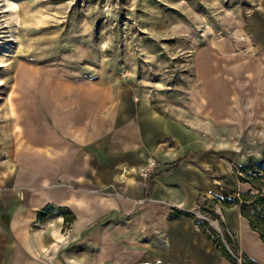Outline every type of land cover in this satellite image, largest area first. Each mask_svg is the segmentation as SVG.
Listing matches in <instances>:
<instances>
[{"label":"crops","instance_id":"0c3cea01","mask_svg":"<svg viewBox=\"0 0 264 264\" xmlns=\"http://www.w3.org/2000/svg\"><path fill=\"white\" fill-rule=\"evenodd\" d=\"M246 30L255 56L226 42L200 51L189 107L162 108L120 63L85 78L54 63L20 76V97L0 110V264H235L172 212L223 199L228 183L252 190L237 174L264 152L250 125L264 117V1ZM215 209L247 264H264L239 206Z\"/></svg>","mask_w":264,"mask_h":264},{"label":"rangeland","instance_id":"374dc122","mask_svg":"<svg viewBox=\"0 0 264 264\" xmlns=\"http://www.w3.org/2000/svg\"><path fill=\"white\" fill-rule=\"evenodd\" d=\"M263 1L0 0V110L20 97V76L28 80L36 66L54 63L85 78L105 61L136 68L162 108L189 107L201 50L226 42L236 55H256L246 24ZM261 119L250 125L264 142ZM234 147L242 152L240 139Z\"/></svg>","mask_w":264,"mask_h":264},{"label":"trees","instance_id":"16d2710c","mask_svg":"<svg viewBox=\"0 0 264 264\" xmlns=\"http://www.w3.org/2000/svg\"><path fill=\"white\" fill-rule=\"evenodd\" d=\"M237 177L241 182L249 183L252 187V190L248 192H240L237 187L231 183H228L229 188L223 190L224 198L220 199L219 201L225 207L239 206L242 215L249 220L252 229L260 235L264 242V152L259 162H251L242 168L240 170V175L237 174ZM219 201H207L205 204L199 205L197 209L207 211L212 215V217L220 219L219 215L215 213V208L219 204ZM54 210V207H49L42 210L39 215L40 220H44V218ZM57 210L59 214L65 217L66 224L71 226L75 220L72 212L66 208H60ZM172 214L177 218L188 217L195 220L196 225L217 246L220 252L225 257L232 260L223 243L218 238L213 237L209 233L210 231L212 234H215V231L210 228L206 221L199 220L192 212L173 210ZM232 235L235 238V235ZM227 239L236 250H239L235 239L231 238L229 235L227 236Z\"/></svg>","mask_w":264,"mask_h":264},{"label":"built area","instance_id":"2783aa9c","mask_svg":"<svg viewBox=\"0 0 264 264\" xmlns=\"http://www.w3.org/2000/svg\"><path fill=\"white\" fill-rule=\"evenodd\" d=\"M157 165L158 163L156 160L153 159L149 161L148 165L142 171L143 178L147 179L149 175L156 169ZM192 213H194L199 220L206 221L209 224L210 228H212L215 231V234L214 233L212 234L210 231L209 233L213 237L218 238L223 243V245L225 246L226 250L228 251L229 255L231 256L235 264H246V259L244 255L239 250H236L234 246L228 242L227 239L228 235L231 236V238L233 239L235 238L233 237L232 235L233 233L231 232V230L228 227H226V224L222 216L219 215L220 219H216L212 217V215L209 212L198 209L192 211ZM215 213H216V209H215Z\"/></svg>","mask_w":264,"mask_h":264},{"label":"bare ground","instance_id":"6f19581e","mask_svg":"<svg viewBox=\"0 0 264 264\" xmlns=\"http://www.w3.org/2000/svg\"><path fill=\"white\" fill-rule=\"evenodd\" d=\"M31 75V74H30Z\"/></svg>","mask_w":264,"mask_h":264}]
</instances>
